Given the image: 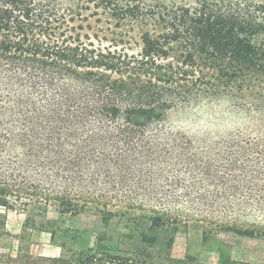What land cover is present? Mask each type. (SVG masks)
Returning a JSON list of instances; mask_svg holds the SVG:
<instances>
[{
  "label": "trees",
  "instance_id": "trees-1",
  "mask_svg": "<svg viewBox=\"0 0 264 264\" xmlns=\"http://www.w3.org/2000/svg\"><path fill=\"white\" fill-rule=\"evenodd\" d=\"M106 3L113 19L146 25L140 52L82 37L69 24L81 3L0 0V239L17 240L0 264H207L144 234L127 252L97 242L33 254L28 234L48 231L51 206L264 238V0ZM221 95L251 124L207 103ZM7 211L24 215L14 235Z\"/></svg>",
  "mask_w": 264,
  "mask_h": 264
},
{
  "label": "rangeland",
  "instance_id": "rangeland-1",
  "mask_svg": "<svg viewBox=\"0 0 264 264\" xmlns=\"http://www.w3.org/2000/svg\"><path fill=\"white\" fill-rule=\"evenodd\" d=\"M193 0H111L117 4H141L152 6L159 3H191ZM107 0H60L61 7H70L81 3L83 8L70 25L83 35L88 34L95 45L100 43L110 49L138 53L142 49L141 34L146 25L139 21L113 19L106 10L97 5ZM81 27V29H80ZM97 35V38L94 36ZM44 217L49 221L48 231L34 230L28 234V250L33 254L58 255L69 250H85L95 247L97 242L110 247L113 251L127 252L137 246L142 234L155 236L158 249L169 237H172L171 254L183 257L195 256L199 261L215 264L229 257L236 260L260 264L264 261V238L247 237L233 232L204 233L196 222L182 226H162L151 228L148 222L133 221L126 214L103 217L86 211L76 216L58 214L53 206L48 208ZM24 215L7 211L6 229L14 235L20 231ZM54 230L55 235L49 231ZM14 237L0 239V249L16 247Z\"/></svg>",
  "mask_w": 264,
  "mask_h": 264
},
{
  "label": "clouds",
  "instance_id": "clouds-1",
  "mask_svg": "<svg viewBox=\"0 0 264 264\" xmlns=\"http://www.w3.org/2000/svg\"><path fill=\"white\" fill-rule=\"evenodd\" d=\"M205 101V98L198 97L193 99L189 102L188 105H185L181 101H177L178 110H174L172 115L169 117L170 120L179 119L180 114L185 110L186 107H195L197 104H200ZM209 105H214L217 110H220L222 113H227L228 117L230 118L233 124H251L252 120L251 117L243 112V111H236L233 100L228 95H221L215 98H211L207 100ZM191 130V129H190ZM225 131H234L235 128L233 127H225Z\"/></svg>",
  "mask_w": 264,
  "mask_h": 264
}]
</instances>
